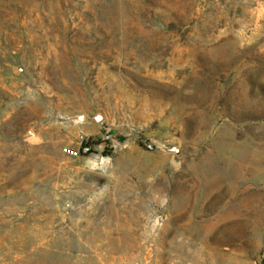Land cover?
I'll return each instance as SVG.
<instances>
[{"label": "rangeland", "instance_id": "374dc122", "mask_svg": "<svg viewBox=\"0 0 264 264\" xmlns=\"http://www.w3.org/2000/svg\"><path fill=\"white\" fill-rule=\"evenodd\" d=\"M0 264H264V0H0Z\"/></svg>", "mask_w": 264, "mask_h": 264}, {"label": "trees", "instance_id": "16d2710c", "mask_svg": "<svg viewBox=\"0 0 264 264\" xmlns=\"http://www.w3.org/2000/svg\"><path fill=\"white\" fill-rule=\"evenodd\" d=\"M90 145H91V143H90V142H87V143L84 145V147H86L87 149H89V148H90Z\"/></svg>", "mask_w": 264, "mask_h": 264}]
</instances>
